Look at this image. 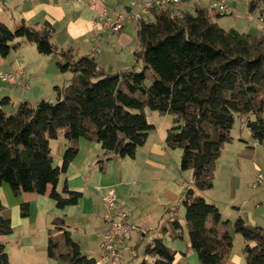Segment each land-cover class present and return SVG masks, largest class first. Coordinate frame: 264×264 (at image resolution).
<instances>
[{
    "label": "trees",
    "instance_id": "obj_1",
    "mask_svg": "<svg viewBox=\"0 0 264 264\" xmlns=\"http://www.w3.org/2000/svg\"><path fill=\"white\" fill-rule=\"evenodd\" d=\"M245 3L249 15L255 11L258 17L264 15V0ZM167 8H153L140 18L133 64L116 72L100 68L94 57L73 58L70 51H58L47 22L36 29L21 20L13 30L0 22V56L6 57L19 44L16 40L24 38L39 53L57 56L59 72L71 73L63 86L55 87L54 102L23 101L7 113L3 108L9 98L0 99V185L8 184L15 195L47 194L58 208L74 205L82 193L66 184L61 192L56 187L76 156L80 139L99 143L105 160L134 158L154 130L147 115L169 114L166 146L181 149L179 170L192 174V186L185 187L181 202L188 248L199 264H225L233 247L231 226L245 240L246 264H264V227L247 224L241 217L223 220L216 204L197 193L213 186L216 161L224 144L232 140L235 114L246 117L254 140L264 141V30L253 34L224 29L202 3L195 4L194 13ZM60 135L65 149L61 165L56 166L49 141ZM3 209L0 200V235H8L12 227L1 214ZM20 214L28 215L27 202L21 203ZM63 225L64 220L56 218L48 231V257L68 264H95ZM181 227L179 219L171 220V231ZM7 257L0 243V264H8ZM174 260L175 252L156 237L145 245L144 258L134 264H175Z\"/></svg>",
    "mask_w": 264,
    "mask_h": 264
},
{
    "label": "crops",
    "instance_id": "obj_2",
    "mask_svg": "<svg viewBox=\"0 0 264 264\" xmlns=\"http://www.w3.org/2000/svg\"><path fill=\"white\" fill-rule=\"evenodd\" d=\"M132 1L0 0V22L10 30H13L21 20L36 29L42 28L47 22L53 27L51 41L58 51H70L73 58L81 55L91 57L92 49L97 47V52L92 56L97 65L107 71L116 72L126 70L133 64V53L137 48L138 23L136 26L130 22L131 20L126 21L120 31L112 32L102 27L101 20L98 18L104 11L109 16H114L117 13H128L131 11L130 4ZM197 3L205 5L201 1H194V7ZM183 5L182 2L180 6L174 8L178 10L176 13L184 11ZM174 9L172 8V10ZM247 18L246 24L235 28L241 32H249L254 26L255 28L259 27L257 23L254 24L252 18ZM16 41L19 44L6 57L0 56V73L11 72L21 67L24 69L27 85L21 87L16 95L14 90L6 89L0 84V99L4 96L9 98V103L3 108L7 113L14 112L19 103L23 101L30 104L35 102L36 104L41 99L48 100L51 95L56 97L55 87L63 86L71 76L70 72H59L57 56L39 53L36 45L24 38H19ZM7 57L11 58L5 61ZM10 104L12 107L9 106ZM147 120L154 126V130L148 135L145 144L137 150L134 158L123 157L105 160L99 143L88 141L86 144L82 140L78 141V152L68 165L66 172L60 175L56 187L57 191L61 192L66 184L69 190L81 192V198L74 205L58 208L55 201L47 194L21 193L15 195L8 184L2 183L0 185V200L4 206L1 214L10 219L12 227L11 234L0 235V243L3 244L7 253L8 264H68L65 261L48 257L46 252L48 231L53 229V221L56 218L64 220L63 227L70 232V237L78 244L80 251L97 262L100 257V243L104 231L107 229L110 219L115 217L117 210L106 208L103 196L107 187L101 184L95 185V179L98 178L97 180L100 182L103 179L102 175L105 177L110 172L111 165L117 163V176L114 177V182L110 184L115 188L110 189L115 192L120 207H124L125 203L120 200L123 189L127 188V192L132 193V186L138 185V182L152 181V179L148 180L152 173L162 177V170L168 168L165 160L170 157L177 159L178 169L180 168L181 149L169 148L165 143L167 130L172 122L171 115L151 111L147 115ZM60 134H62L61 131ZM250 138L252 137H246L244 147L240 149L236 147L239 151H245L243 156L246 160L242 162V165L246 166L249 165L247 158H252L255 154L252 150L254 145L251 144ZM227 143L235 144L233 139ZM253 143L259 142L255 140ZM49 146L54 165L60 166L65 149V141L62 135L51 139ZM224 149L225 146L222 150ZM234 154L231 156L234 157ZM254 170L255 176L262 172L258 166H255ZM163 180L171 188L180 191L179 188L173 187L174 183L170 180L164 178ZM129 188L131 189L129 190ZM140 188L141 186H139ZM259 188H262L264 192V185L255 189ZM129 197L134 198V193L133 195L130 194ZM23 202L28 203V215L25 217L20 214V205ZM261 203L263 202L261 201ZM250 222L257 224L253 221ZM163 228L161 231H163L164 236L169 235L171 239V243L167 246L175 252L174 263L199 264L194 251L190 250L188 245H186L187 254H183L182 249H176L175 240L183 238V232L181 230L179 232L171 231L169 226ZM17 229L19 230L17 231ZM134 231L140 230L136 226L129 232L122 249L123 251L128 247L132 257L134 250L132 245H128V240H131ZM141 235L143 237L145 233ZM157 237L162 238L163 242H167L163 236L157 235ZM152 239L153 237L150 240ZM94 245L99 249L98 255L96 254L97 249L95 251L92 249ZM243 246L240 253H235L232 250L225 264H246L242 253ZM172 247L175 249L173 250ZM118 264H122L121 261Z\"/></svg>",
    "mask_w": 264,
    "mask_h": 264
},
{
    "label": "rangeland",
    "instance_id": "obj_3",
    "mask_svg": "<svg viewBox=\"0 0 264 264\" xmlns=\"http://www.w3.org/2000/svg\"><path fill=\"white\" fill-rule=\"evenodd\" d=\"M194 1H201L208 6L212 20L224 29L230 27H242L248 21L247 17H250L254 24L257 23V25H259L258 28H255L254 26L250 31L251 33L257 34L264 30V22L262 21L261 16L258 17L257 11L253 12L251 15L248 14L245 3L246 0H229V11L220 16L215 15L218 13V9L215 7L216 0H183L184 11L194 13ZM172 8L174 9L177 7ZM173 11L174 13L178 12V10L175 9ZM130 22L137 26V21L131 20ZM10 58L11 57H7L5 61H8ZM1 82L0 79L1 86L6 89H11L12 91L14 90L16 95L18 94V91L21 90V87H23L19 85L5 84L3 82L2 84ZM145 83L149 84L150 79H146ZM47 101L54 102L56 101V97H52L51 95ZM31 104L35 105V102ZM9 106L12 107V104ZM245 118L246 117L241 114L234 115V124L230 131V135L237 145H232L233 143L224 144L225 149L221 150V156H219V159L216 161L212 188L204 191H197V193L204 196L207 200L209 199L208 201H212L216 204L223 220L228 219L234 221L237 217H241L247 224L264 227L263 187L259 189L251 187V182L255 178V175L253 174L255 172V166L262 169V172H259L258 174L264 173V141L259 142L262 144H254L253 142L255 140L250 138L252 141L251 144L254 145L252 150H254L255 154L252 158H247L248 166L242 165V162H245L246 160L243 156L245 151H239L237 149L245 146L244 141L246 137H251V132L246 126ZM80 140L86 142V144H88V141L90 142V140L86 139ZM232 154H234V157L231 156ZM176 161L177 159H174L173 157L165 160V164L168 168L162 170V177L173 182V187L179 188L180 191L171 188V186L165 183L162 177H159V174L156 175L155 173H152V176L148 178V180L152 179V181L146 183L138 182V185L132 186V193H130V191L128 193L127 188L121 191L122 199H120V196L119 199L125 203L124 207L121 208L126 214L127 219L130 222H133L134 225L138 227V230H140L132 232L131 240H128V245H132L134 250L133 257L130 253V249L127 247L122 251V258L120 260L122 264H134L144 258V247L152 237L154 238L157 237V235H160L163 236V238H166L167 242H164L166 245L171 243L169 235L164 236L163 231L161 230L165 226L170 227L171 219L174 220L175 218L179 219L183 226L181 229V232H183V238L175 240V247L176 249H182L183 252H186V245L189 246V240L187 228L183 219L184 208L181 202L185 187L192 186V174L191 170L180 171ZM111 166L110 172H108L105 177L102 175L103 179L100 182L97 180L98 178L95 179V185L101 184L107 187L105 193L108 189L115 188L114 186H110V184L114 182V177L117 176V163ZM139 186H141L140 189ZM130 189L131 188H129V190ZM133 193L134 198L129 197V195H133ZM261 201L263 203H261ZM166 209L168 212H166ZM250 221L257 224H251ZM77 225L80 226L79 224ZM18 230L19 229H17V231ZM228 230H230L233 236V252L240 253L241 247L245 244L243 236L239 233H234L231 226L228 227ZM144 233L145 235L142 237L141 234ZM92 249L95 251L97 249L96 245H94ZM172 249L174 250L175 248L172 247ZM97 253H99V249H97L96 254ZM194 255H196L195 252ZM95 264L102 263L95 262Z\"/></svg>",
    "mask_w": 264,
    "mask_h": 264
},
{
    "label": "built area",
    "instance_id": "obj_4",
    "mask_svg": "<svg viewBox=\"0 0 264 264\" xmlns=\"http://www.w3.org/2000/svg\"><path fill=\"white\" fill-rule=\"evenodd\" d=\"M183 0H133L130 4L131 11L117 13L114 16H109L104 11L98 18L101 20V25L112 32L120 31L128 20L139 22L142 16L150 15L151 9L162 7H177L180 6ZM229 0H216L218 12L227 13L229 11ZM264 22V15L261 16ZM99 20L97 22H99ZM96 23V22H94ZM97 52V47L92 49L91 55ZM91 56V57H92ZM0 79L5 84L19 85L25 87L27 81L24 76V69L0 73ZM264 185V173L255 176L251 182L252 188H258ZM105 206L108 210L116 209L117 213L114 218L108 222V227L104 231L103 239L100 244V257L97 262L102 264H118L122 258L121 246L124 240L128 237L129 232L135 229V226L128 221L126 214L123 212L117 197L112 189H109L103 196Z\"/></svg>",
    "mask_w": 264,
    "mask_h": 264
}]
</instances>
